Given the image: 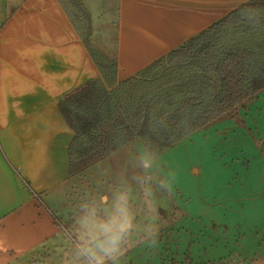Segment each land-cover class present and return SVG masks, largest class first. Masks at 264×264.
I'll return each mask as SVG.
<instances>
[{"label": "crops", "instance_id": "obj_1", "mask_svg": "<svg viewBox=\"0 0 264 264\" xmlns=\"http://www.w3.org/2000/svg\"><path fill=\"white\" fill-rule=\"evenodd\" d=\"M82 1L92 18V43L118 58L121 82L249 0ZM101 77L68 2L0 0V264L58 258L69 227L79 231L87 218L85 206L75 209L81 199L66 195L75 133L60 101ZM238 116H221L199 130L200 146L190 149L198 164H176L178 154L170 155L179 196L172 216L163 210L169 227L124 240L106 264H183L189 254L187 264L234 254L235 264H264V144L256 151L255 135L241 132L246 118ZM241 146L254 153L246 161L230 155Z\"/></svg>", "mask_w": 264, "mask_h": 264}, {"label": "trees", "instance_id": "obj_2", "mask_svg": "<svg viewBox=\"0 0 264 264\" xmlns=\"http://www.w3.org/2000/svg\"><path fill=\"white\" fill-rule=\"evenodd\" d=\"M63 1L102 72L60 101L75 133L69 146L72 177L137 141L158 155L264 95V0L245 2L121 82L118 58L92 43V18L83 1Z\"/></svg>", "mask_w": 264, "mask_h": 264}, {"label": "rangeland", "instance_id": "obj_3", "mask_svg": "<svg viewBox=\"0 0 264 264\" xmlns=\"http://www.w3.org/2000/svg\"><path fill=\"white\" fill-rule=\"evenodd\" d=\"M238 115L240 119L246 118L243 124L239 119L241 132L248 134L250 139L251 135H255L252 139L254 142L250 143L259 151L264 144V95L258 100L250 101L246 110L240 107ZM201 131L188 135L182 142L158 155H150L143 143L137 141L121 147L108 159L93 165L82 174L71 176L72 184L67 190V199L70 201L71 198L81 199L75 209L78 208L79 212L85 206L83 213L88 211L89 213L86 219L80 221L79 231L69 227L67 247L59 250L58 258L50 257L51 260L46 264H94L92 258L100 259L106 264L107 257L119 254L121 247L124 246V240L132 241L149 233L152 228L169 227L163 210L169 208L166 214L170 216L172 202L179 196L177 185L174 184L175 178L170 172L175 157L170 155L178 154L176 164L185 162L189 166L193 161L198 164L199 159L192 158L190 149L192 146L199 148L201 137L198 135ZM204 136L208 137L209 134L205 133ZM257 140L259 144L256 143ZM214 141L215 136L212 142ZM250 150L241 146L240 149L238 147L231 149L230 155L246 161L254 154ZM103 193L104 196L107 193L110 195L108 203H105L106 198L102 202ZM89 204V208L86 207ZM79 215L82 216V212ZM86 231L89 237L85 235ZM53 254L51 250L49 255ZM227 259L239 260L235 254ZM192 260L189 254L183 264Z\"/></svg>", "mask_w": 264, "mask_h": 264}, {"label": "clouds", "instance_id": "obj_4", "mask_svg": "<svg viewBox=\"0 0 264 264\" xmlns=\"http://www.w3.org/2000/svg\"><path fill=\"white\" fill-rule=\"evenodd\" d=\"M124 227H127V225H124ZM92 259H94L95 264H103V261L100 259H95V258H92Z\"/></svg>", "mask_w": 264, "mask_h": 264}]
</instances>
